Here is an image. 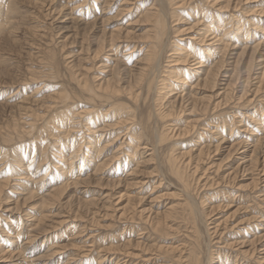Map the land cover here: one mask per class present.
Here are the masks:
<instances>
[{"label":"rangeland","instance_id":"374dc122","mask_svg":"<svg viewBox=\"0 0 264 264\" xmlns=\"http://www.w3.org/2000/svg\"><path fill=\"white\" fill-rule=\"evenodd\" d=\"M168 1L0 0V264H264V0Z\"/></svg>","mask_w":264,"mask_h":264},{"label":"bare ground","instance_id":"6f19581e","mask_svg":"<svg viewBox=\"0 0 264 264\" xmlns=\"http://www.w3.org/2000/svg\"><path fill=\"white\" fill-rule=\"evenodd\" d=\"M168 1V0H167ZM173 0H171L169 3L171 4V2H172ZM9 10H10V7L8 8ZM155 16H154V26L156 27V29H155V37H154V40H155V43L153 44L154 45V49H156V48H158V45L156 44L157 42H159L160 41V38L162 37V35L164 34V32H165V30H164V27H165V25H164V15H162V12L160 11V12H158L157 14H154ZM210 27V26H209ZM209 32V31H208ZM203 34L202 35H204V34H207V31H206V29L202 32ZM212 35V34H211ZM206 36V35H205ZM205 36H203V38H205ZM208 36V35H207ZM216 36V35H215ZM205 39H207V38H205ZM214 38L212 37V39L210 38V39H208V40H206L207 42H209V45H211V46H213L214 47V45L216 44L215 43V41L216 40H213ZM201 40V39H200ZM202 40H204V39H202ZM262 41V40H261ZM202 42V41H201ZM204 42V41H203ZM218 42V41H217ZM219 44V43H218ZM222 44V43H221ZM220 44V45H221ZM217 46V45H216ZM260 46H262V45H260ZM220 47V46H219ZM219 47H217L219 50H221ZM231 47V46H230ZM210 48V47H209ZM257 48L259 49V45L258 46H256L255 47V50H257ZM205 49H203V51H204ZM223 50V49H222ZM224 50H227V48L225 47V49ZM223 50V51H224ZM246 51V50H245ZM197 52V51H196ZM192 53V52H191ZM204 53V52H203ZM213 53V52H212ZM225 53V52H224ZM190 54V53H189ZM206 54H208V53H206ZM216 54H218V52L216 53ZM199 55V54H198ZM201 55V54H200ZM211 55H213V54H210V56ZM185 56V55H184ZM190 56V55H189ZM204 56V55H203ZM254 57V56H253ZM200 58H202L201 56H200ZM199 58V59H200ZM195 59H196V57H195ZM204 60V59H203ZM216 60V59H215ZM209 61V60H208ZM152 63V62H151ZM199 65H200V63H198ZM218 64H219V61H217L216 63H215V65L211 68V69H208L207 71H206V79L207 78H211V77H213V75H216L217 73H215L214 74V71L212 70V69H215L217 66H218ZM195 65H197V64H195ZM198 65V66H199ZM203 65V64H202ZM249 65H251V63L249 64ZM198 68V67H197ZM196 68V69H197ZM252 69V68H251ZM220 70V69H219ZM204 72H205V70H204ZM194 75H195V73H194ZM219 75V74H218ZM204 79V78H203ZM202 79V80H203ZM212 80V79H211ZM210 81V80H209ZM181 82H183V80L181 81ZM180 83V82H179ZM216 83V82H215ZM177 84V83H176ZM186 84V83H185ZM235 148V147H234ZM239 148V147H238ZM253 155H254V158H256V156H257V151L256 150H254L253 152ZM57 193V192H56ZM191 210V215H192V217H193V219H194V216H195V213L193 212L194 210H192V209H190ZM189 264H198V259H197V257L194 255V254H192V258H191V261H190V263Z\"/></svg>","mask_w":264,"mask_h":264}]
</instances>
